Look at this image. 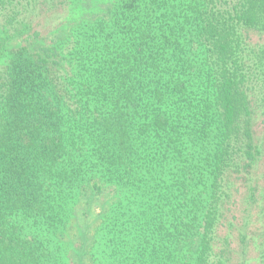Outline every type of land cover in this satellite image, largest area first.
Returning <instances> with one entry per match:
<instances>
[{
    "label": "trees",
    "instance_id": "16d2710c",
    "mask_svg": "<svg viewBox=\"0 0 264 264\" xmlns=\"http://www.w3.org/2000/svg\"><path fill=\"white\" fill-rule=\"evenodd\" d=\"M252 263L264 0H0V264Z\"/></svg>",
    "mask_w": 264,
    "mask_h": 264
},
{
    "label": "rangeland",
    "instance_id": "374dc122",
    "mask_svg": "<svg viewBox=\"0 0 264 264\" xmlns=\"http://www.w3.org/2000/svg\"><path fill=\"white\" fill-rule=\"evenodd\" d=\"M261 119H262V116H261V113H260V110L257 112V120H259V127L261 126V125H263L262 123H261ZM260 169H261V171H262V167H260ZM252 250V249H251ZM235 262H238L239 261V259L238 258H235V260H234ZM255 261L253 260V263H254ZM252 263V264H253Z\"/></svg>",
    "mask_w": 264,
    "mask_h": 264
}]
</instances>
